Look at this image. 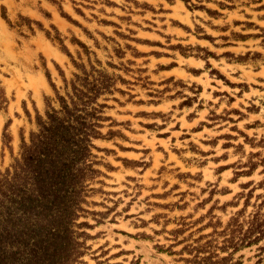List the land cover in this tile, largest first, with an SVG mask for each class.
<instances>
[{
  "label": "clouds",
  "instance_id": "9594fccd",
  "mask_svg": "<svg viewBox=\"0 0 264 264\" xmlns=\"http://www.w3.org/2000/svg\"><path fill=\"white\" fill-rule=\"evenodd\" d=\"M5 257L264 264V0H0Z\"/></svg>",
  "mask_w": 264,
  "mask_h": 264
},
{
  "label": "trees",
  "instance_id": "16d2710c",
  "mask_svg": "<svg viewBox=\"0 0 264 264\" xmlns=\"http://www.w3.org/2000/svg\"><path fill=\"white\" fill-rule=\"evenodd\" d=\"M57 131H60V130L58 129ZM63 132H64V136L62 138L66 139V140H69V138L66 135L67 134V129H63ZM44 151H45V153L48 152L47 149H45ZM33 162H34L33 161V158L30 157L29 158V163L32 164ZM35 163H36L37 169H39V168L42 167L44 161H35ZM53 168H54V172H53V182L54 183H57V184H59L61 186H63L64 185V181H65V176L67 174L68 166L65 165L63 168H61L59 170H55V165H53ZM60 199H61L60 196L57 194L56 195V200H60ZM59 239H60L59 236L55 237V240L58 241ZM34 255H35V253H34ZM6 259H8V258L5 257L3 259H0V264H5V260Z\"/></svg>",
  "mask_w": 264,
  "mask_h": 264
}]
</instances>
